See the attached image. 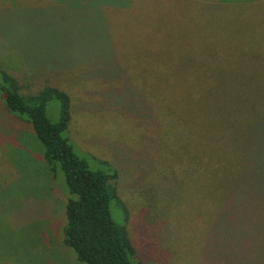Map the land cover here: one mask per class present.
Wrapping results in <instances>:
<instances>
[{"label": "rangeland", "instance_id": "obj_1", "mask_svg": "<svg viewBox=\"0 0 264 264\" xmlns=\"http://www.w3.org/2000/svg\"><path fill=\"white\" fill-rule=\"evenodd\" d=\"M0 66L26 94H69V142L111 174L136 261L264 264V186H244L264 173L241 170L251 148L264 161V0H0ZM159 93L183 137L162 140ZM67 197L0 93V264H84L63 243Z\"/></svg>", "mask_w": 264, "mask_h": 264}, {"label": "trees", "instance_id": "obj_2", "mask_svg": "<svg viewBox=\"0 0 264 264\" xmlns=\"http://www.w3.org/2000/svg\"><path fill=\"white\" fill-rule=\"evenodd\" d=\"M202 85L204 86V82ZM22 89L23 86L16 76L0 66V93L6 110L31 124L36 138L44 147L45 160L52 166L53 171L58 167L62 173L68 194L64 202L66 218L63 228L64 245L84 264H141L134 259L135 247L125 225L121 226L113 220L111 214L113 201L116 203L114 208L119 217L120 215L123 217L126 211L114 189L109 188L111 174L109 171L91 170L86 161L75 153L69 142L66 134L71 120L69 94L56 86H45L33 94H26ZM160 94L153 95V101H149L162 140L171 139L173 136L183 137L185 130L182 121L176 120L164 108V95ZM52 99L59 103V116L54 122L49 119L46 112L47 103ZM200 126L204 128L203 124ZM258 127L257 124L255 129ZM247 139L249 145L262 143L251 141L249 135ZM239 142L238 145H241L242 141ZM259 154L251 148L241 170L245 169L248 172L258 170L264 173V161ZM246 185L257 190L249 191L251 194L262 192L264 175L260 179H245L244 186Z\"/></svg>", "mask_w": 264, "mask_h": 264}]
</instances>
